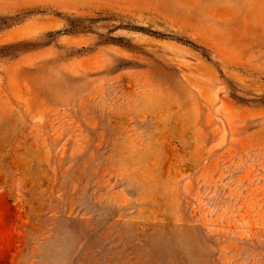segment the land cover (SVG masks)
<instances>
[{"label": "rangeland", "instance_id": "rangeland-1", "mask_svg": "<svg viewBox=\"0 0 264 264\" xmlns=\"http://www.w3.org/2000/svg\"><path fill=\"white\" fill-rule=\"evenodd\" d=\"M0 264H264V0H0Z\"/></svg>", "mask_w": 264, "mask_h": 264}]
</instances>
